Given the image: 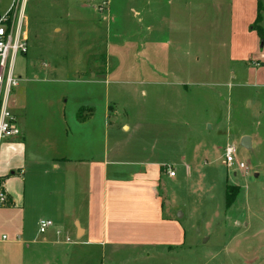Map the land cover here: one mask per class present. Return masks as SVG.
Returning a JSON list of instances; mask_svg holds the SVG:
<instances>
[{
	"label": "rangeland",
	"instance_id": "obj_1",
	"mask_svg": "<svg viewBox=\"0 0 264 264\" xmlns=\"http://www.w3.org/2000/svg\"><path fill=\"white\" fill-rule=\"evenodd\" d=\"M18 1L28 52L16 56L20 82L11 99L17 126L28 130L21 142L27 157L35 154L49 166L76 120L104 122L108 100L137 125L135 145L155 146L161 160L183 157L188 166V172L177 167L170 197L173 210L184 215L183 250L107 248L59 263L264 264V45L253 29L258 0H236L230 10L223 3L219 13L210 0H97L90 7L81 6L85 0ZM244 137L250 149L241 145ZM100 142L95 134V150ZM229 145L243 170L224 165ZM0 152L1 159L4 147ZM227 186L235 195L229 208ZM24 226L29 246L38 247L34 219L28 216ZM1 235L11 240L0 233V264H20L22 246L9 251ZM25 258L22 264H33L34 257Z\"/></svg>",
	"mask_w": 264,
	"mask_h": 264
},
{
	"label": "crops",
	"instance_id": "obj_2",
	"mask_svg": "<svg viewBox=\"0 0 264 264\" xmlns=\"http://www.w3.org/2000/svg\"><path fill=\"white\" fill-rule=\"evenodd\" d=\"M11 1L0 0V6L8 2L6 11ZM235 1L230 0V5L228 0L210 3L216 5L219 13L223 3L230 10ZM85 2L82 7H90L97 0ZM74 7L81 8L79 2H74ZM10 105L14 114L16 101L11 99ZM117 109V105L107 100L103 123L93 117L83 122L76 120L71 136L64 138L63 152L52 155L49 166L43 167V160L35 154L27 157L25 144L21 143L28 133L25 126L20 128L18 139L0 143V150L4 147L0 188L8 197V204L0 208V233L11 237L10 241L3 239L8 241L9 251L22 246L17 249L20 264L25 256L34 257L33 264H62L59 261L63 257L76 260L85 251L186 247V231L179 221L184 215L178 208L173 210L170 197L179 183L177 167L188 172V166L183 157L176 161L161 160L155 146L135 145L137 125L126 113L121 118ZM119 132L123 136H118ZM95 134L101 139L98 150L92 144ZM164 167H171L175 176L164 174ZM176 213L180 216L176 217ZM28 216L34 219L36 228L41 220L53 223L43 235L36 230L34 239L40 241L35 248L25 240L24 224ZM44 256L42 261L40 258Z\"/></svg>",
	"mask_w": 264,
	"mask_h": 264
},
{
	"label": "built area",
	"instance_id": "obj_3",
	"mask_svg": "<svg viewBox=\"0 0 264 264\" xmlns=\"http://www.w3.org/2000/svg\"><path fill=\"white\" fill-rule=\"evenodd\" d=\"M20 12V2L13 0L9 10L0 14V143L18 139L21 135L10 105L12 91L18 87L20 82V78L14 72L16 56L18 54L25 55L28 52L26 35L23 34L24 19L22 12L21 14ZM223 151L226 168L236 170L245 168L243 163H237L236 149L233 146H226ZM166 174L173 178L175 171L167 167ZM7 204L8 197L0 188V208ZM52 226L53 223L49 220L39 221L37 225L38 234H45ZM56 234L59 235V232Z\"/></svg>",
	"mask_w": 264,
	"mask_h": 264
},
{
	"label": "trees",
	"instance_id": "obj_4",
	"mask_svg": "<svg viewBox=\"0 0 264 264\" xmlns=\"http://www.w3.org/2000/svg\"><path fill=\"white\" fill-rule=\"evenodd\" d=\"M262 13L264 14V7L261 4L260 0L257 1V18L255 20V25L253 27L254 30H257L259 34V38L261 40V43L264 45V32L261 27L258 26V23L262 21ZM229 190H232L231 186H227L225 189V206L226 208H229L235 199V195L229 194Z\"/></svg>",
	"mask_w": 264,
	"mask_h": 264
},
{
	"label": "water",
	"instance_id": "obj_5",
	"mask_svg": "<svg viewBox=\"0 0 264 264\" xmlns=\"http://www.w3.org/2000/svg\"><path fill=\"white\" fill-rule=\"evenodd\" d=\"M261 45H263L261 43ZM241 145L247 149L251 148V140L249 137H244L243 139H241Z\"/></svg>",
	"mask_w": 264,
	"mask_h": 264
}]
</instances>
